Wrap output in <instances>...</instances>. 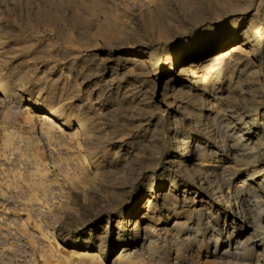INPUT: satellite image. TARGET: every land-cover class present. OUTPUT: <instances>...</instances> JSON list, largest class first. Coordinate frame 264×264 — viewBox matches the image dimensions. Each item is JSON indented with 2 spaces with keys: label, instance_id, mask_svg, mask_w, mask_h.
I'll use <instances>...</instances> for the list:
<instances>
[{
  "label": "rangeland",
  "instance_id": "rangeland-1",
  "mask_svg": "<svg viewBox=\"0 0 264 264\" xmlns=\"http://www.w3.org/2000/svg\"><path fill=\"white\" fill-rule=\"evenodd\" d=\"M0 85V264H264V0H0Z\"/></svg>",
  "mask_w": 264,
  "mask_h": 264
},
{
  "label": "bare ground",
  "instance_id": "bare-ground-1",
  "mask_svg": "<svg viewBox=\"0 0 264 264\" xmlns=\"http://www.w3.org/2000/svg\"><path fill=\"white\" fill-rule=\"evenodd\" d=\"M224 40V39H223ZM220 45V44H219ZM244 45V42H238V43H235V44H232V45H230V47H228L227 49H225V50H221V51H219L218 53H216V54H213V55H211V56H209L207 59H205L204 60V63H202L203 65H204V67L205 66H207L208 67V65H211V67H212V64H214L215 65V62H217L218 61V63H219V61H228V60H230L235 54H237L241 49H242V46ZM220 63H222V62H220ZM227 63V62H226ZM213 65V66H214ZM200 68V67H199ZM203 68V67H202ZM206 69V68H205ZM7 92V89L4 87V85H0V94H5ZM32 108L30 107V106H26L25 108H24V111H26V112H29L30 110H31ZM26 114V113H25ZM27 115V114H26ZM25 115V116H26ZM28 115H30V114H28ZM55 116V115H54ZM208 116V115H207ZM38 117H39V120L41 121V122H43V123H46L45 121H48L49 123L50 122H52L53 121V116H52V114H50V113H48V112H46V111H44V112H42V114H40V115H38ZM28 118V117H27ZM55 120V119H54ZM39 121V122H40ZM48 122H47V126H48ZM53 122H56V121H53ZM50 127V126H49ZM48 127V128H49ZM52 127V126H51ZM231 185H232V181L231 180H227V181H225L224 182V184H223V186H225V189L226 188H230L231 187ZM222 186V185H221ZM220 186V187H221ZM227 189V190H228ZM222 192H223V190H222ZM227 192V191H226ZM224 194V193H223ZM239 200V199H238ZM235 201H236V199H235ZM148 203V202H147ZM237 209V208H236ZM240 212L242 213L243 211L242 210H240ZM234 221H236L234 218H233V220H232V223H234ZM145 227V226H144ZM233 227V226H232ZM226 230V229H225ZM227 231V230H226ZM230 232V231H229ZM228 232V233H229ZM228 235V234H227ZM237 237V239H234V238H232L231 237V235H228V238L225 240V241H223L222 242V244L221 245H218V243L219 242H217L216 243V246H215V253L216 252H222V253H224V254H228V253H231V251H234V250H236L237 249V244H239V241H238V236H236ZM211 240H214V239H211L210 238V241ZM213 242V241H212ZM125 250H126V248H124L122 251H121V254L119 255L118 254V257H117V259L119 258L120 260H121V258L123 257V255H124V253H126L125 252ZM95 254V253H94ZM127 254V253H126ZM129 254V253H128Z\"/></svg>",
  "mask_w": 264,
  "mask_h": 264
}]
</instances>
